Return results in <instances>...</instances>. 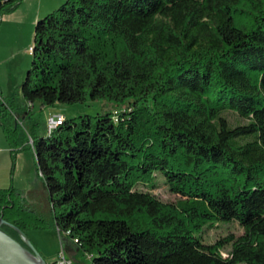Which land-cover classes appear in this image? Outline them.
I'll use <instances>...</instances> for the list:
<instances>
[{
  "label": "trees",
  "instance_id": "obj_1",
  "mask_svg": "<svg viewBox=\"0 0 264 264\" xmlns=\"http://www.w3.org/2000/svg\"><path fill=\"white\" fill-rule=\"evenodd\" d=\"M20 2L0 0V24ZM31 47L0 123L32 148L62 244L92 264H264V0H66ZM88 100L117 108L14 135L36 103ZM14 192L1 229L29 248ZM232 222L242 235L203 241Z\"/></svg>",
  "mask_w": 264,
  "mask_h": 264
},
{
  "label": "rangeland",
  "instance_id": "obj_2",
  "mask_svg": "<svg viewBox=\"0 0 264 264\" xmlns=\"http://www.w3.org/2000/svg\"><path fill=\"white\" fill-rule=\"evenodd\" d=\"M57 0H21L19 6L3 16L0 24V105L5 104L7 112L13 105L22 101L21 86L32 65L29 48L34 43V16L52 12L59 8ZM40 17V18H41ZM4 20V21H3ZM34 20V21H33ZM4 22V23H3ZM3 23V25H2ZM113 104L104 101L88 100L84 104H57L54 107L42 108L36 103L32 115L17 122L13 115H6V120L15 119L19 130L14 134L20 138L22 134L36 133L39 136L48 134L49 119L63 116L66 120L83 115L95 116L104 111H111ZM31 143V141H29ZM12 151L13 147L7 139L0 123V190L14 189L13 199L23 210L21 218L24 232L35 249L51 263L61 251L72 260V264H92V260L77 246L75 250L67 249L60 241L55 227L54 214L50 205L45 180L37 168L34 152L30 146ZM140 190L148 188L139 186ZM157 197L166 202H174L176 196L171 194L162 178L158 177V186L152 190ZM243 229L236 223L218 224L203 232V241L213 244L229 235L240 236ZM230 248L223 254L227 256ZM42 252V253H41ZM48 263V264H49Z\"/></svg>",
  "mask_w": 264,
  "mask_h": 264
},
{
  "label": "water",
  "instance_id": "obj_3",
  "mask_svg": "<svg viewBox=\"0 0 264 264\" xmlns=\"http://www.w3.org/2000/svg\"><path fill=\"white\" fill-rule=\"evenodd\" d=\"M4 223L0 219V264H48L29 240L26 248L3 231Z\"/></svg>",
  "mask_w": 264,
  "mask_h": 264
},
{
  "label": "built area",
  "instance_id": "obj_4",
  "mask_svg": "<svg viewBox=\"0 0 264 264\" xmlns=\"http://www.w3.org/2000/svg\"><path fill=\"white\" fill-rule=\"evenodd\" d=\"M29 51L32 54L33 48L30 47ZM63 120H64V118L61 115L50 118L49 119V125H48L49 126L48 127V133L50 134L59 125H61L63 123ZM51 264H72V260L65 255L64 251H61L58 254L56 260Z\"/></svg>",
  "mask_w": 264,
  "mask_h": 264
},
{
  "label": "crops",
  "instance_id": "obj_5",
  "mask_svg": "<svg viewBox=\"0 0 264 264\" xmlns=\"http://www.w3.org/2000/svg\"><path fill=\"white\" fill-rule=\"evenodd\" d=\"M59 3H64L66 0H57ZM47 13H50V12H47ZM44 13H40V14H37V15H35L34 16V20L36 19V22L38 21V19H40V17H41V15H43ZM47 15V14H46ZM33 20V21H34ZM4 21V20H3ZM4 23V22H3ZM3 23H2V25H3ZM66 247H67V249L69 250V249H72L73 251L75 250V245L72 243V242H69V243H67V245H66ZM42 253V252H41ZM42 257H43V259L47 262V263H49L48 262V260H46V258H45V256H44V254L42 253V255H41ZM56 258H57V256L54 258V259H52V261H51V263H53L55 260H56ZM51 263H49V264H51Z\"/></svg>",
  "mask_w": 264,
  "mask_h": 264
}]
</instances>
